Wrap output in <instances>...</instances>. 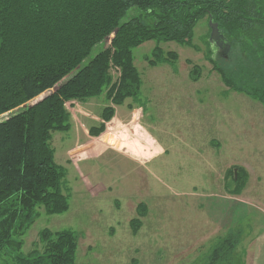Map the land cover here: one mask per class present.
<instances>
[{"label": "rangeland", "instance_id": "obj_1", "mask_svg": "<svg viewBox=\"0 0 264 264\" xmlns=\"http://www.w3.org/2000/svg\"><path fill=\"white\" fill-rule=\"evenodd\" d=\"M210 34L206 17L194 29L193 47L149 40L134 48L142 86L123 104L109 100L107 89L65 104L70 129L54 131L51 145L66 169L69 208L48 214L40 207L21 236L23 253L43 249L44 229H70L78 238L76 264H207L210 249L232 230L239 243L231 264H264V104L222 81L206 57L212 49L224 59ZM156 45L177 59L151 65ZM111 74L116 82L118 69ZM108 106L115 114L93 136L90 128L104 121ZM233 171L244 178L241 192ZM134 218L141 220L137 232ZM0 264H14L13 255L1 252Z\"/></svg>", "mask_w": 264, "mask_h": 264}, {"label": "trees", "instance_id": "obj_2", "mask_svg": "<svg viewBox=\"0 0 264 264\" xmlns=\"http://www.w3.org/2000/svg\"><path fill=\"white\" fill-rule=\"evenodd\" d=\"M131 8L137 12L122 21ZM206 17L218 22L228 42L222 62L208 50L213 68L226 86L264 104V0H0V115L13 113L0 121V253L10 252L14 264H76L73 230L44 229L43 249L28 253L21 239L40 207L48 214L69 208L66 169L51 145L54 131L70 129L65 104L105 89L118 105L137 96L142 78L134 48L149 40L193 47L194 29ZM152 54L154 66L178 57L158 45ZM112 68L120 73L116 82ZM190 73L198 80L200 68L194 65ZM114 114L106 107L104 121L90 133L99 136ZM233 179L241 192L244 178L233 171ZM139 210L146 213L144 202ZM140 223L132 219L135 232ZM238 243L239 232L229 231L210 249L207 264H231Z\"/></svg>", "mask_w": 264, "mask_h": 264}, {"label": "water", "instance_id": "obj_3", "mask_svg": "<svg viewBox=\"0 0 264 264\" xmlns=\"http://www.w3.org/2000/svg\"><path fill=\"white\" fill-rule=\"evenodd\" d=\"M209 25H210V28H211L210 38H211L212 42L218 43L217 42L218 37L223 35L221 30H220L219 24H218V22L214 21L212 17H210Z\"/></svg>", "mask_w": 264, "mask_h": 264}, {"label": "flooded vegetation", "instance_id": "obj_4", "mask_svg": "<svg viewBox=\"0 0 264 264\" xmlns=\"http://www.w3.org/2000/svg\"><path fill=\"white\" fill-rule=\"evenodd\" d=\"M217 42H218V43H216L217 44V47L221 51L222 50H225L227 48V46H228V42L226 41V39L224 38L223 35L220 36V37H218Z\"/></svg>", "mask_w": 264, "mask_h": 264}, {"label": "bare ground", "instance_id": "obj_5", "mask_svg": "<svg viewBox=\"0 0 264 264\" xmlns=\"http://www.w3.org/2000/svg\"><path fill=\"white\" fill-rule=\"evenodd\" d=\"M214 43V42H213ZM216 44V43H215Z\"/></svg>", "mask_w": 264, "mask_h": 264}]
</instances>
